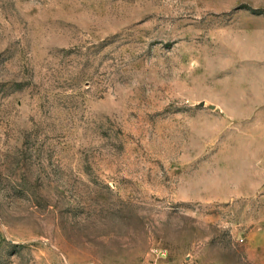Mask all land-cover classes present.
<instances>
[{
  "label": "rangeland",
  "instance_id": "374dc122",
  "mask_svg": "<svg viewBox=\"0 0 264 264\" xmlns=\"http://www.w3.org/2000/svg\"><path fill=\"white\" fill-rule=\"evenodd\" d=\"M0 264H264V0H0Z\"/></svg>",
  "mask_w": 264,
  "mask_h": 264
}]
</instances>
